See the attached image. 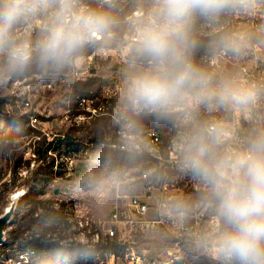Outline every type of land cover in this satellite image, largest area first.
I'll return each mask as SVG.
<instances>
[{
  "label": "clouds",
  "instance_id": "1",
  "mask_svg": "<svg viewBox=\"0 0 264 264\" xmlns=\"http://www.w3.org/2000/svg\"><path fill=\"white\" fill-rule=\"evenodd\" d=\"M258 4L264 0H153L152 10L138 22L133 48L148 68L129 78L124 94L131 111L174 115L185 127L176 141L183 165L204 184L205 200L222 224L197 243L221 264H264V128L241 143L224 122H200L197 114L201 108L250 112L264 98V88L217 80L195 65L190 29L195 17L215 19ZM41 18L34 41L19 38L22 27ZM117 24L116 0H99L96 7L86 0H0V73H22L36 64L58 74L74 66L89 45L110 39ZM247 42L246 34L221 40L236 52ZM111 180L118 183L119 176Z\"/></svg>",
  "mask_w": 264,
  "mask_h": 264
},
{
  "label": "rangeland",
  "instance_id": "2",
  "mask_svg": "<svg viewBox=\"0 0 264 264\" xmlns=\"http://www.w3.org/2000/svg\"><path fill=\"white\" fill-rule=\"evenodd\" d=\"M88 2L96 7L99 0ZM136 6L152 10L153 0H132L126 6L122 1L116 4L118 24L114 29L117 36L114 42L125 29L121 21ZM261 7L264 10V5ZM247 12L254 13V8ZM237 21H240L239 15L221 14L215 25L217 28L224 25L227 29L218 34H210L212 27H206L203 19L194 21L200 25L203 34H210V37L197 33L192 36L190 32L193 42L191 56L203 54L207 48L212 52L221 49L223 38L244 30V26L233 27ZM42 22L43 18L30 27H22L17 35L34 41ZM245 29L248 42L259 38L251 27ZM246 45L239 52L227 48L239 61L233 58L231 63L221 62L215 66L204 63L201 69L217 80L230 78L237 70V63L243 61ZM114 54L100 60L97 77L87 80L61 76L68 68L50 75L36 64L22 73H0V116L10 120L0 128V217L12 210L0 247V264H101L104 255L99 249L88 250L85 258L71 259L62 258L60 252L53 250L34 255L30 244L32 241L52 243L53 234L66 228L78 234L81 218L88 221L89 238L99 232L105 239L116 212L118 194H143L144 184L139 180L122 183L124 167H141L143 158L122 159L109 143L116 140L117 130L125 124V120L118 124L113 114L126 107L124 94L129 78L147 70L148 64L136 56L133 49L127 56L120 52ZM194 64L198 65L196 61ZM50 84L53 86L49 87ZM117 84L122 87L121 92L115 90ZM94 110L95 115L91 113ZM81 115L87 118L78 123L76 118ZM123 116L130 118L133 111L127 108ZM134 122L137 132L147 128L168 131L173 118L144 115ZM12 134L19 135L11 138ZM102 155L108 157L101 159ZM70 159L73 160L72 166ZM91 169L94 176L90 174ZM114 174L119 176V182L112 185ZM121 204L122 201L119 206ZM189 207V197L186 196L179 208ZM136 246L139 250L157 254L166 249L167 243L164 235L159 233L137 239ZM182 257L184 262L198 264L216 261L196 248H185Z\"/></svg>",
  "mask_w": 264,
  "mask_h": 264
},
{
  "label": "built area",
  "instance_id": "3",
  "mask_svg": "<svg viewBox=\"0 0 264 264\" xmlns=\"http://www.w3.org/2000/svg\"><path fill=\"white\" fill-rule=\"evenodd\" d=\"M122 1L123 6L132 0H116V4ZM86 3L89 4L88 0ZM90 5V4H89ZM91 6V5H90ZM121 10V8H120ZM151 10H144L136 6L129 14L125 15L121 21L125 29L121 35H127V42L110 44L109 47L100 50L98 55H91L90 60H102L104 57L114 56L120 52L127 56V45L130 41H137L139 38L138 22L142 20ZM226 14L239 15L240 21L234 22L233 27L238 26L244 30L240 34H246V27H251L256 35L264 36V32L259 31L264 26V10L258 4L253 12L225 11ZM212 29L210 34L222 33L227 26L222 25L217 28L215 19H212ZM191 23L190 32L196 35ZM234 33L233 35H236ZM247 35V34H246ZM112 37H117L113 32ZM191 56V51H190ZM239 61L232 56L224 46L217 52L211 51V66L219 65L221 62L231 63L232 59ZM193 61V58H191ZM99 70H85L78 62L68 67L67 72L61 76H70L77 80H87L97 77ZM50 75H53L50 73ZM241 84H256L264 88V39L262 42L251 40L246 45L243 61L237 63V70L231 77ZM17 83V82H16ZM50 84L49 87H52ZM115 90L122 91V87L117 84ZM264 96V93H262ZM181 106H176L174 113L180 110ZM124 110H115L114 119L121 124L116 132V140L109 145L114 146V150L136 157H142L141 167H124L122 183L139 180L144 184L143 194L132 195L129 193L118 194L116 212L111 219V226L107 229L105 239L99 232L88 237L87 219L81 218L78 222L81 234H85V242H78L72 229H63L60 233L53 234L52 243L62 244L65 249L76 247L78 249H88L100 247L102 244H113L115 249L107 252L101 259V264H165V261H173V264H183V251L185 248H196L202 250L203 255L216 260L209 264H221L214 253L199 245L197 241L205 236L211 237L222 228V224L215 216L213 208L205 200L206 188L182 162V154L177 146L179 135L186 131L183 125L178 126L173 123L168 131L158 128H147L137 132L135 120L141 116H155L150 112H133V116L125 119ZM96 114V110L93 112ZM159 116V115H157ZM86 116H78V123L86 120ZM200 122L214 123L222 121L235 130L238 142H245L257 129L264 128V98L252 108L250 112L240 110L219 109L209 112L201 108L197 114ZM131 123L133 127L127 125ZM70 166L73 160L70 159ZM97 163V162H96ZM99 164V163H97ZM90 171H93L91 169ZM91 174V172H90ZM112 185L115 183L111 182ZM189 197V209H180L185 197ZM122 201L121 206L119 202ZM163 234L166 249L157 254H152L148 250H139L137 239L147 238L154 234ZM59 234L62 237H59ZM36 254V251H35ZM193 264H198L193 262Z\"/></svg>",
  "mask_w": 264,
  "mask_h": 264
},
{
  "label": "bare ground",
  "instance_id": "4",
  "mask_svg": "<svg viewBox=\"0 0 264 264\" xmlns=\"http://www.w3.org/2000/svg\"><path fill=\"white\" fill-rule=\"evenodd\" d=\"M199 19H203L204 22H205V26L206 27H212V19H205V18H201V17H195L194 18V21H198ZM194 25V24H193ZM196 26V29H195V33L203 36V32L202 30L199 28L200 25ZM204 36L206 37H210V34H205ZM259 38H255L254 39V42H262V35H258ZM114 40V37H111L110 38V44H113V41ZM118 42H127V35H121L115 42L114 44H118ZM137 41H130L127 45V55L132 51L134 45L136 44ZM109 47V40H106L104 42H97V43H94L92 45H89L87 48H85L79 58V63H81V66H83V68L85 70H99L100 69V60H90V56L91 55H98L100 53V50L103 49V48H108ZM211 51L209 48L205 49L204 53L203 54H200V55H195V56H191V58H193V63L196 61L197 62V66L202 68V65L205 63V64H209L211 62ZM76 120H78L76 118ZM114 148V146H111ZM128 167H136V165H133V166H128ZM95 175V172L94 171H91V176H94ZM68 219L70 220V215H68ZM79 230V233L78 234H75L74 233V236H77V241L78 242H85V234H81V229H78ZM58 246L60 247H63L64 248V245L62 244H58ZM98 247H91V248H88V249H81V254H80V257H84L85 258V254L88 250H97ZM32 254L35 255V250H33L31 252ZM62 261V260H61ZM25 264H29V263H25ZM60 264H68V262H60ZM165 264H173V261H165ZM183 264H193V262H184L183 261Z\"/></svg>",
  "mask_w": 264,
  "mask_h": 264
},
{
  "label": "trees",
  "instance_id": "5",
  "mask_svg": "<svg viewBox=\"0 0 264 264\" xmlns=\"http://www.w3.org/2000/svg\"><path fill=\"white\" fill-rule=\"evenodd\" d=\"M193 30L195 32L196 29V24L193 23ZM157 116V115H155ZM10 120L8 118H1L0 116V128L4 125H7L6 123H9ZM19 134H12L10 137L14 138L15 136H18ZM101 143V142H99ZM110 144V143H109ZM118 155L120 156V158L122 159H126V160H132L133 158H136V156L130 155V154H125L122 152H118ZM108 157V155H102L100 158L101 159H106ZM138 158H142V157H138ZM30 247L32 249H34L37 253H43V252H50L51 250L56 251V252H60V255L62 258L65 257H70L75 258V257H80L81 254V249H78L76 247H72L71 249H65L63 247L58 246V244H54V243H45V242H36V241H32L30 244ZM97 249L101 250L102 254L105 255L107 252L109 251H113L115 249V245L113 244H102L100 247H98Z\"/></svg>",
  "mask_w": 264,
  "mask_h": 264
},
{
  "label": "water",
  "instance_id": "6",
  "mask_svg": "<svg viewBox=\"0 0 264 264\" xmlns=\"http://www.w3.org/2000/svg\"><path fill=\"white\" fill-rule=\"evenodd\" d=\"M12 216V210L6 211L1 217H0V247L4 243V236H5V228L7 224L9 223Z\"/></svg>",
  "mask_w": 264,
  "mask_h": 264
}]
</instances>
